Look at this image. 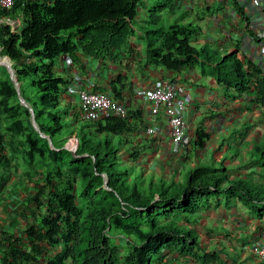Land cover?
Instances as JSON below:
<instances>
[{
	"label": "trees",
	"instance_id": "obj_1",
	"mask_svg": "<svg viewBox=\"0 0 264 264\" xmlns=\"http://www.w3.org/2000/svg\"><path fill=\"white\" fill-rule=\"evenodd\" d=\"M140 1L15 0L9 8L0 6V19L22 21L15 30L0 24V48L19 83L18 94L1 66L0 182L9 171L10 159L4 154L9 141L11 155L19 151L16 160L25 157L20 180L27 189L18 197L28 198L31 215L23 232L29 251L21 244L23 237L10 234L4 240L5 256H0L3 264H38L43 259V264H118L120 259L124 264H152L162 249L208 261V251L198 253L203 243L194 226L202 224L199 214L212 194H222L227 203L237 197L264 211V144L256 149L252 165L226 166L223 154L178 178L154 173L136 162V138L127 134L140 126L142 117L128 112L91 120L73 112L75 103L64 98L73 69H82V56H107L115 62L113 53L139 29L151 64L175 73L208 69L218 82L241 89L253 80L255 100L264 106V77L257 69L245 73L237 59L222 60L216 50L197 48L191 38L194 24L172 26L168 32L145 13L138 23ZM163 1L157 7L175 4ZM111 88L117 94L113 83ZM29 107L40 131L32 125ZM204 138L198 135L195 146ZM67 139L69 144L78 141L73 150L65 147ZM229 168L238 175L231 176ZM48 249L54 250L52 257L46 256Z\"/></svg>",
	"mask_w": 264,
	"mask_h": 264
},
{
	"label": "crops",
	"instance_id": "obj_2",
	"mask_svg": "<svg viewBox=\"0 0 264 264\" xmlns=\"http://www.w3.org/2000/svg\"><path fill=\"white\" fill-rule=\"evenodd\" d=\"M262 6L264 7V0ZM250 12L254 15L252 22L258 29L261 28L264 31V9L250 4ZM21 22L20 17L16 20L0 19V24L12 25V30H15ZM206 33L208 32L202 30L201 33L193 35L192 40L201 45H214L217 39L212 32L211 37L203 38ZM236 43V40L232 38L228 45L221 44L219 41L215 45L231 49L237 46ZM129 44L131 46L116 52L118 57L113 63L109 58H95L86 55L81 57L82 69H73L72 83L63 95L64 98L77 103L73 110L75 113L80 110L76 90L73 89L72 84L78 88L84 86L107 92L111 90L113 83L117 92L115 94L113 90V98L121 102L130 114L136 113L142 117L143 125L141 122V127L136 126L132 132L127 134L131 138H136L133 145L138 156L136 162L146 164L150 171L154 173L165 171L177 177L189 165L219 157L220 153L226 149L222 146L223 139H230L233 145L237 144L239 153H241L237 159H228L225 163L249 162L250 165L256 163V154H259L255 153L256 149L259 150L260 145L264 144V117L259 118V108L254 110L253 115L249 113L250 102L248 100L254 97L252 89L243 97L234 98L233 95L232 98H227L220 91L212 89L208 79L198 77L196 71L179 73V76L147 63L140 36L135 35L129 39ZM243 46L246 49L250 44L243 43ZM242 54L245 55L244 50ZM0 55H3L1 48ZM64 61L66 63L67 59L65 58ZM126 63H129L128 67H125ZM1 66L0 64V80H3L5 73ZM194 74L195 77H193ZM158 77L170 78L179 85L185 86L183 95L187 108L183 116L187 146L170 138L166 120L161 114H158L154 120L159 125L158 132L147 136L143 130L145 122L148 124L144 115L150 107L145 88L150 87ZM73 81H77L78 84ZM243 123H249L250 126L245 132H240L239 129L243 130ZM200 134L207 135V138H204L203 144L197 147L194 143ZM4 137L7 140L10 139L9 136ZM10 150L13 151L9 146L7 151ZM124 153L125 151L122 155ZM250 153H252L251 157ZM11 154L7 153L9 159ZM251 158L254 159L251 161ZM12 187L14 191H11ZM20 190L19 182H12L9 179L0 182V251L8 247V244L2 245L5 240L4 235L23 230L26 221L31 218L30 212H25L23 215L28 214L24 218H21L19 214H14L17 210L15 207L17 203L28 202V198H19L16 195V192L19 193ZM11 200L17 202L14 203ZM199 215L198 221H202V224H196L194 227L203 246L198 249V253L203 254L204 250L208 251L209 260H201L202 258L190 260L183 258V255L173 250H163L161 264H263L252 253V248L264 236V211L259 212L257 208H253L252 204L249 206L234 197L229 203L225 202L224 198L211 202L201 209ZM33 263L32 261L28 264ZM37 263L43 264L44 259ZM119 264L124 263L119 261Z\"/></svg>",
	"mask_w": 264,
	"mask_h": 264
},
{
	"label": "clouds",
	"instance_id": "obj_3",
	"mask_svg": "<svg viewBox=\"0 0 264 264\" xmlns=\"http://www.w3.org/2000/svg\"><path fill=\"white\" fill-rule=\"evenodd\" d=\"M159 2H164V1L163 0H157L151 6L146 5L147 0L140 1V3L137 4V9L140 12L139 15H137L135 18L137 20V22L139 23L140 21H143L142 13H145V14H151V17L153 18L155 23H158L159 25H161L160 22L162 20V16L166 12L168 14L167 16L169 18V24L167 27H164L163 25H161V26H162L163 30H167L168 32L170 31V28L172 26H176V25L177 26H184L185 24H194L195 29L193 30L192 36L195 34L201 33V31L203 30V31H207L208 33H206V35L211 37V32H212L213 36L217 39L215 41L216 42L219 41L221 44H224V45H228V42L233 38L236 40L237 46L232 47L231 49H229V48L224 49V48L216 47V45H209V44H202L201 45L199 42L198 43L193 42V43L196 45L197 48L199 47L200 49H204L206 51H208V49L216 50L218 57H221L222 60L225 58L237 59L240 62L241 67L245 73H250L254 69H257L258 75L260 77H264V36H263L264 31L261 28L258 29L256 27V25L252 22V17L254 15H252L250 12V4H252L253 6H258L260 9H264V7L262 6L263 0H174L175 4L173 6H168V5L162 6L161 5V7H157L159 5ZM147 8L151 9V11L149 13L146 12ZM215 8L217 9L216 13L213 11V9H215ZM204 9L207 11V13H209L208 15L207 14L202 15ZM186 11H188L187 14H185ZM135 35L140 36V40L143 43V47H144V57H145V55H146V42L144 41V35L140 34L139 29L138 30L135 29L134 34L129 36L128 42L123 48H125L127 46H131V44H129V39H131ZM192 36H191V38H192ZM243 43H249L250 46L245 49L243 46ZM121 50L115 51L113 53V56L115 58H117L118 56H117L116 52L121 51ZM243 50H244L245 55L242 54ZM105 58H107V56H105ZM7 59L9 61V58L4 53H3V55H0V60H2L3 62L6 61ZM110 62H112V61H110ZM146 62L151 64L149 61H147V59H146ZM0 64L7 69V67L3 63H1V61H0ZM152 65H154V64H152ZM128 66H129V63H126L125 67H128ZM154 66H158L160 68H163L162 66H159V65H154ZM163 69H165V68H163ZM165 70H167V69H165ZM7 71L9 73L8 69H7ZM167 71H169V70H167ZM169 72L180 76L179 73H175L173 71H169ZM9 75H10V73H9ZM196 75L198 77L208 79L210 81V87L214 90L220 91L227 98H232L233 95H234V98H237V96L243 97L248 91H250L252 89L254 91V97L251 100H248L250 102L249 113L253 115L254 110L259 108V112H260L259 118L264 117V106L260 105L255 100V96H256L255 81H253V80L250 81L245 86V88L241 89V88H236L234 86H227L225 83L218 82V80H216L215 77H213L211 74H209L208 69H202L201 68V70L196 71ZM193 77H195V74L193 75ZM252 79H254V78H252ZM72 80H73V78H72ZM72 80H71V83H72ZM75 80H76V78H75ZM158 81H164L166 83H171L174 87L180 88V90L178 93L175 90V97L172 98V100L170 101L169 104H167L165 106H161V109L157 112V114L155 116H149L152 101L146 95V97L150 103V107L144 115L145 119L148 120V124H146V122H145V127L143 130L147 136L154 135L156 132H158L159 131V125L156 124L154 122V120L156 119L158 114H161L166 120V124H167V128H168V131L170 134V138L176 142H181L182 145L187 146L188 143L185 142L187 139V134H186V127H185V121H184V116H183V113H184L185 109L187 108L186 100H185V97L183 95V94H185V91H184L185 86L181 83H180L181 85H179L173 79L166 78V77H158V79H156L150 87L145 88V93L147 94V90L153 88ZM73 82L75 84H78L77 81H73ZM71 86L73 87V89L75 88V90H76V95L78 97V104H79L78 109L80 110V112H82V107H83L82 106L81 93H80L81 91L86 92V93H89V92H91V93H103V94L107 95L108 97H110L112 100L121 104L125 109V114L123 116L122 115H114V114H110V113H106V112L101 113L99 115V117H97L95 119L89 118L86 115V113H83V112L81 114L82 116H85L91 120H97V119H99L105 115H114V116H120V117H125L128 115V112H127V109L125 108V106L121 102H119L117 99L113 98L114 96L112 95L113 94L112 88H111V90L105 92L102 90L90 89V88L84 87V86L78 88L76 85H73V84ZM16 90H17V93L19 94V88ZM22 100L23 99L20 98V101L22 104L28 105L24 100L23 101ZM178 102L179 103L181 102L180 106H179ZM172 103L176 107L175 115L180 119V123L182 126V136L180 139H176L173 137V135H172L173 134V127H171V125H169L168 117L164 112L165 107L170 106ZM76 105H77V103H75V106ZM29 109L31 111L30 119H31L33 127L35 128L33 123H35L37 126H38V124L34 120V114L32 113V108L29 107ZM74 109H75V107H74ZM142 125H143V121H142ZM148 125H153L155 127V131L154 132H148L147 131ZM249 126H250L249 123H243V130L239 129V131L245 132L246 130L249 129ZM37 131H40V130H37ZM40 135L45 137V138H48V136L45 135L44 133L40 132ZM77 143H78V141H76L74 143L75 146L72 147V149L76 147ZM7 145L9 147L8 143H7ZM194 145H195V143H194ZM222 146H225L226 149L220 153V155H219V157H217V159L221 158V156L223 154H225L227 157L223 160L224 165H226V166H238L239 163L238 164H236V163L227 164V163H225V161L228 159H237L238 156L241 155V153L239 154V152H240L239 146L237 144L233 145V143L230 139L229 140L223 139L222 140ZM235 150H236V152H235ZM7 153L10 154L11 150L7 151V149H6V151H4V154H6V156H7ZM236 154H239V155H236ZM18 161L19 160L15 161L13 158H10L9 171L4 173L5 177L2 180L3 182L6 179L11 180L12 182H19L20 181L19 177L15 178V175L20 174L21 170H22V167L21 168L19 167ZM21 162H22V160H21ZM200 162H202V161H200ZM200 162H198V163H200ZM196 164L189 165L182 173H180L177 176V178L180 177L181 175H183L186 171H188V168H192ZM227 171L231 176L238 175L237 172L235 171V169H233V168H229ZM241 176L243 178L245 177L244 175H241ZM19 194H20V192L17 193L16 195L18 196ZM219 196H220L219 199H221V200L224 198L222 196V194H220ZM16 202H14V203H16ZM20 205H22V204H20ZM15 207L17 208V210L15 211L14 214L20 215L18 208L21 206H19V207L15 206ZM21 214H25V212H21ZM27 214L28 213H26V215ZM26 226H27V221H26ZM26 226H25V228H26ZM25 228L19 232L10 233V234L19 235V236L23 237L21 240V244L23 246L26 245V243H28V241L26 239V235L23 233L25 231ZM10 234H7V235L5 234L4 239L6 236H8ZM263 243H264V236L261 237V239L255 245H253L252 253L257 257V259H259L264 264V257L258 252V250H262ZM5 244L6 243H4V241H3L2 245H5ZM25 249H26L25 251H29V245H26ZM6 250H7V248L4 251H0L2 253L0 255L2 258H4ZM54 253L55 252L53 249H48V254L46 256L52 257L54 255ZM9 260L11 261V259H9ZM159 261H160V258H157L156 262H159ZM120 262H121V259H120ZM1 263H3V259L1 260L0 264Z\"/></svg>",
	"mask_w": 264,
	"mask_h": 264
},
{
	"label": "built area",
	"instance_id": "obj_4",
	"mask_svg": "<svg viewBox=\"0 0 264 264\" xmlns=\"http://www.w3.org/2000/svg\"><path fill=\"white\" fill-rule=\"evenodd\" d=\"M14 2L15 0H0V6L9 8ZM175 90L178 93L180 88H176L171 83H166L164 81H158L153 88L147 90L146 95L152 101L149 116H155L161 109V106L169 104L172 98L175 97ZM80 93L82 106L86 109V115L89 118L95 119L103 112L122 116L125 114V109L121 104L103 93H86L83 91ZM178 104L180 106L181 102H178ZM164 112L168 117L169 125L173 127V137L180 139L182 136V126L180 119L175 115V105L172 103L170 106H166ZM147 131L154 132L155 127L153 125H148ZM258 252L264 257V243L262 245V250H258Z\"/></svg>",
	"mask_w": 264,
	"mask_h": 264
},
{
	"label": "rangeland",
	"instance_id": "obj_5",
	"mask_svg": "<svg viewBox=\"0 0 264 264\" xmlns=\"http://www.w3.org/2000/svg\"><path fill=\"white\" fill-rule=\"evenodd\" d=\"M142 1V0H141ZM157 0H147V4L146 5H148V6H151V5H153L155 2H156ZM151 11V9L150 8H147L146 9V12H150ZM213 11L216 13L217 12V9L215 8V9H213ZM208 15L209 13H207V11L204 9L203 10V13H202V15ZM168 14L165 12L164 14H163V16H162V20H161V22H160V24L161 25H163L164 27H167L168 26V24H169V18H168V16H167ZM208 37V35H203V38H207ZM214 45L216 44V42H214L213 43ZM82 112L83 113H86V109L84 108V107H82ZM264 132V131H263ZM64 137H66V135L64 136ZM116 139H114L113 140V143L114 144H116ZM14 144H16V142H13ZM75 145H74V143L73 144H69V140L67 139V141L65 142V147H67L68 149H70V150H73L72 149V147H74ZM20 156V152L18 151V153L17 154H14L13 156H12V158L16 161V159H17V157H19ZM22 161L25 163V157H23V159H22ZM19 163V167L21 168L22 167V170H21V173L20 174H16L15 175V178L16 177H19L20 179H21V176H23V173H24V171H25V165L21 162V159H19V161H18ZM1 166H3V164L1 165ZM0 176H2V173H3V169L0 167ZM154 171V170H153ZM9 181H11V180H9ZM19 183H20V187H21V190H20V194L22 193V191L23 190H26L27 189V184H25V183H23L21 180L19 181ZM16 187V186H15ZM11 191H14V188L12 187L11 188ZM16 193H18V192H16ZM220 198V196H217V195H215V194H212L211 195V198H210V202H213V201H215V200H217V199H219ZM11 202H16V201H13V200H11ZM19 206H21V207H19ZM17 207H19L18 209H19V211H20V217L21 218H24V215L23 214H21V212H30V205H28V203L27 202H25V204L24 205H20V203L17 205ZM12 214V213H11ZM121 250H124V248L123 247H121L120 248ZM163 249L160 251V252H158L157 254H154L153 255V260H152V264H161V261H159V263L158 262H156L157 261V258H160V260H161V258L163 257L162 255H163ZM123 254H125V251H124V253H122V255Z\"/></svg>",
	"mask_w": 264,
	"mask_h": 264
},
{
	"label": "water",
	"instance_id": "obj_6",
	"mask_svg": "<svg viewBox=\"0 0 264 264\" xmlns=\"http://www.w3.org/2000/svg\"><path fill=\"white\" fill-rule=\"evenodd\" d=\"M0 61H1V63H3V64L7 67V69L9 70L10 77H11L13 83L15 84L16 89H18V88H19V83H18L17 80H16V76H15V74H14V70L12 69V67H11V65H10V63H9V61H8V59H7L6 61H4V62H3L2 60H0ZM22 101H23V100H22ZM33 124H34L35 128H36L37 130H39V127H38L35 123H33ZM105 183H106V180H105Z\"/></svg>",
	"mask_w": 264,
	"mask_h": 264
}]
</instances>
